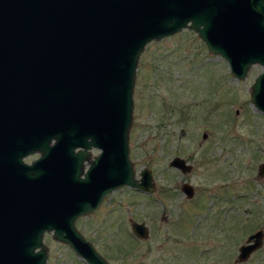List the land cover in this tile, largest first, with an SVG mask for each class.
<instances>
[{
    "label": "water",
    "instance_id": "95a60500",
    "mask_svg": "<svg viewBox=\"0 0 264 264\" xmlns=\"http://www.w3.org/2000/svg\"><path fill=\"white\" fill-rule=\"evenodd\" d=\"M185 27L227 60L234 77L244 78L252 64L262 65L250 99L264 113V0H0V64L50 61L59 142L48 208L45 198L39 202L15 189L0 199V264H48L43 234L52 229L88 264H111L76 229L75 219L120 187L154 188L151 169L143 167L138 177L130 156L138 60L150 41ZM72 136L82 142L90 136L88 144L102 149L81 185L64 169L65 152L73 149L64 146ZM170 163L184 166L178 156ZM258 174L264 175V162ZM132 227L147 236L143 223L134 221ZM253 236L259 238L261 231L248 240ZM259 244L256 239L243 245L237 261Z\"/></svg>",
    "mask_w": 264,
    "mask_h": 264
},
{
    "label": "rangeland",
    "instance_id": "374dc122",
    "mask_svg": "<svg viewBox=\"0 0 264 264\" xmlns=\"http://www.w3.org/2000/svg\"><path fill=\"white\" fill-rule=\"evenodd\" d=\"M261 70L262 65L256 63L245 78L234 77L227 60L210 52L197 32L188 27L150 41L140 54L133 90L129 142L136 174L144 166L150 167L159 188L164 161L168 166L173 155L189 153L199 143V154L208 147L210 160L199 163L197 174L184 177L200 188L207 183L215 188L223 185L228 199L242 194L238 204L255 206L259 211L254 217L243 213L247 223L256 227L255 222L261 221L264 226V176L257 173L259 162L264 160V150H260L264 147V113L250 99L251 84ZM204 131L207 137L203 139ZM167 172L168 186L181 176L174 169ZM179 198L165 202L171 212L167 213L169 218L162 219L161 202L153 198L147 201L129 186L120 187L97 217L78 223L112 264H264V246L250 259L234 262L243 235L225 244L230 257L222 256L223 246H215L210 253V233L199 228L195 236L190 213L175 223ZM128 217L146 220L149 236L137 238ZM43 241L48 264H88L49 233Z\"/></svg>",
    "mask_w": 264,
    "mask_h": 264
},
{
    "label": "flooded vegetation",
    "instance_id": "af4514ba",
    "mask_svg": "<svg viewBox=\"0 0 264 264\" xmlns=\"http://www.w3.org/2000/svg\"><path fill=\"white\" fill-rule=\"evenodd\" d=\"M53 89V69L50 61L44 62L32 59L25 61L4 60L0 64V97L2 99L0 104V199L7 197L8 189V193L15 189V193H21L22 196H37L39 202L45 198L46 206H43L45 208L49 207L55 187L56 148H59V142H56ZM206 137L207 132L204 131L202 138ZM79 139L77 136H72V141H67L66 146H64L65 148L68 145L73 146L72 151L67 150L65 152L67 160L64 169H69V175L74 184L77 185H81V181L89 177L92 163L102 151L97 144H88L91 139L90 136L84 142ZM199 147L200 144L198 143L189 153L180 151L173 155L168 161V166H166L164 161V172L159 188L157 187L153 170L148 167L152 171L154 188L151 190L136 189V191L141 192L147 201H152L153 198L163 204L162 219L169 218L167 213L171 212V210L168 212L165 202L169 200L172 203L173 199L181 196L178 199L180 211L174 217V220L176 219L175 223L178 220L179 222L185 220L190 213L192 232L194 233L196 230L195 236L198 234L199 228H206V233H210V253L215 246H223L220 248L221 250L219 249L222 256L228 255L230 250L225 248V244L230 240L238 241V238L243 235L237 246L234 259V262H239L237 258L240 248L259 239V246L250 252L246 258L248 260L263 249L264 226L263 222L259 224L261 221H256V227H253L252 223H247L246 217L242 214L250 212L249 216L254 217L253 213H258L259 211H256L257 208L255 206L246 208L241 204L239 205L238 199L240 202L242 198L240 193L232 194L230 196L231 199H228V192L223 188V185L215 188V186L210 187L207 183L200 188L198 185H194L189 178L184 177V175L197 174L199 163L210 160L207 152L208 147L203 149L206 152L203 151L200 154ZM260 150H264V147L263 149L260 147ZM174 156L183 159L184 166L177 167L172 165L170 161ZM204 158L206 159L204 160ZM262 162L264 160L259 162V164ZM133 166L136 170L134 161ZM169 169H174L175 173L181 174V176L177 181L175 180L174 184L168 186L166 174ZM137 176L139 177V174ZM258 176L263 177L264 175L258 174ZM188 184L191 186L190 190L185 188V185ZM114 191L105 196L94 209L79 215L75 219L76 229L83 235L85 240L90 241L95 247L94 239L81 229L78 222L81 219L87 222L92 215L97 217L104 203L112 199ZM21 194H18V196ZM128 219L131 222L133 234L137 238L142 237L134 232L132 227L134 221L143 223L148 232L144 238L149 236L150 225L146 220L138 221L132 217H128ZM258 231H261L259 238L253 236L248 240L250 236ZM48 233L52 238L56 239L53 236L52 229L51 231H44L43 240ZM103 256L108 260L104 253ZM228 256L230 257L231 255Z\"/></svg>",
    "mask_w": 264,
    "mask_h": 264
}]
</instances>
